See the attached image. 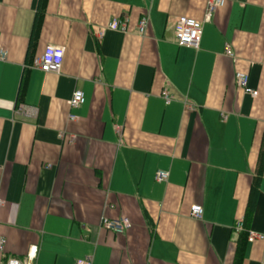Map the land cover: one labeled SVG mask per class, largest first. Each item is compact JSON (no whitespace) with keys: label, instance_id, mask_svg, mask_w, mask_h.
Here are the masks:
<instances>
[{"label":"crops","instance_id":"0c3cea01","mask_svg":"<svg viewBox=\"0 0 264 264\" xmlns=\"http://www.w3.org/2000/svg\"><path fill=\"white\" fill-rule=\"evenodd\" d=\"M205 3L47 0L33 55L63 46L61 70L30 68L17 102L40 0H0L5 256L37 245L35 264H234L247 206L248 230L264 234V0H225L197 50L178 46L174 18L201 20ZM122 16L127 32L96 36ZM235 72L248 75L255 97ZM75 90L85 102L73 108ZM19 104L35 114H17ZM158 170L166 181L155 180ZM194 204L200 219L190 215ZM121 217L130 223L124 234L101 226ZM241 264H264V240L246 241Z\"/></svg>","mask_w":264,"mask_h":264},{"label":"built area","instance_id":"2783aa9c","mask_svg":"<svg viewBox=\"0 0 264 264\" xmlns=\"http://www.w3.org/2000/svg\"><path fill=\"white\" fill-rule=\"evenodd\" d=\"M225 4V0H206L205 10L203 14V18L201 20L188 17V16H178L174 18V37L178 46H186L197 50L200 44V38L202 33V26L205 22H209L214 14V12ZM149 25V19L147 14H142L137 21L136 29L138 34L145 35L147 28ZM128 26V17L122 16L121 18H116L109 21L105 26L100 28L96 33L98 38L101 37L103 31L105 29L119 30L120 32H127ZM226 55L231 56V51L226 46L225 48ZM6 56V52L0 49V60H4ZM64 56V47L56 44H47L43 50V52L35 56L32 59L29 68H35L44 73H54L59 74L61 70V65ZM236 85L241 88L245 93L250 94L252 97L257 95V91L253 90L248 85V75L243 72H235L234 74ZM164 101L166 103L172 100V96L168 94L166 91L162 93ZM69 105L73 108L78 107L85 102V94L81 90H75L71 98L69 99ZM36 109L33 107L24 106L23 104H19L16 113L27 115H34ZM69 119L71 121L75 120V116L70 115ZM155 180L158 182H164L168 178V174L166 171L158 170L154 176ZM3 201L0 200V206ZM203 214V208L194 204L190 207V215L194 219H200ZM105 230L112 232L116 235L124 234L125 231L130 226L129 221L126 218H117V219H109L103 218L102 225ZM236 230L241 231L243 228V220L238 219L235 226ZM248 241L254 240H264V234H260L258 232L248 230ZM6 240L3 236H0V264H35V260L38 253V246L31 245L26 254L23 257L16 256H5L4 255V246ZM73 264H91V260L89 258L77 259Z\"/></svg>","mask_w":264,"mask_h":264},{"label":"trees","instance_id":"16d2710c","mask_svg":"<svg viewBox=\"0 0 264 264\" xmlns=\"http://www.w3.org/2000/svg\"><path fill=\"white\" fill-rule=\"evenodd\" d=\"M46 3H47V0H40V4L36 12L35 20H34L33 27H32V32H31V41H30L31 43H30V51H29V56H28L29 62H28V66L26 67V69L23 70L21 78H20V82H19L18 89H17V97H16L17 102H23L25 95H26V90H27L28 81H29V69H30L29 65L31 64L32 59L34 57L33 50H34V47L36 45V42L39 36L41 24H42L43 17H44ZM263 155H264V141L262 142L261 152L259 154L258 169L261 163L263 162ZM257 178H259V175L258 176L256 175L255 180H257ZM252 187L253 189H255L256 185H252ZM249 215H250V210H249V206H247L246 212H245L246 222H243V228L240 232V237L238 240V246H237V252H236L234 264H241L242 259H243L244 248H245L247 236H248L247 222L250 217Z\"/></svg>","mask_w":264,"mask_h":264}]
</instances>
